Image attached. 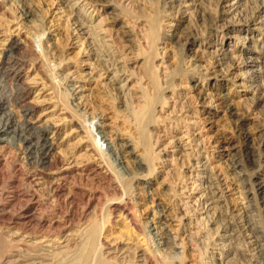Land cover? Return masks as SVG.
Wrapping results in <instances>:
<instances>
[{"label": "rangeland", "instance_id": "rangeland-1", "mask_svg": "<svg viewBox=\"0 0 264 264\" xmlns=\"http://www.w3.org/2000/svg\"><path fill=\"white\" fill-rule=\"evenodd\" d=\"M103 1L107 5H102L101 0H93V6L88 4L89 0H0V52L14 36L23 40V47L33 50L38 68L29 63L23 71L31 86L27 101L36 108L31 121L58 129L49 138L54 142L50 157L59 160L57 170H47L46 180L37 181L39 189L48 190L44 192L42 206L45 212H37L42 222L34 226L32 236L27 235L31 225L26 224L23 214L27 201L19 200L13 208L16 209H12L9 228L5 229L10 236L0 239V264L11 254L21 252L26 242L40 240L38 235L53 222H65L62 237L68 236V245L77 248L82 229L95 224L100 214L103 217L112 199L122 198L129 201L137 217L130 222V217L124 220L125 215L117 212L103 231L112 245L121 247L116 257L133 255L139 240H144L145 227L159 223L164 235L175 244L173 264H264V260L255 258L259 253L256 242L264 244V240L254 235L262 233L250 231L245 225L244 216L250 213L248 205L253 199L247 192L250 186L243 184L240 170L231 166V159L245 156L249 148L260 147L264 151V75L247 79L264 60V50L258 53L262 48L252 39L242 42L230 38L248 35L245 30L226 31L225 20L217 23V31L207 33L210 20L208 24L197 22L195 15L193 5L199 4V0H178L183 5L179 13L170 0ZM219 2L211 0L206 5L210 16L225 10ZM22 3L30 5V17L23 15ZM245 3L241 8L248 12L250 8ZM113 7L120 13L117 19L112 18ZM235 13L223 14L221 18L233 20L231 15ZM82 20L85 24L81 30L78 28ZM99 25V38L109 45L114 55L112 61L117 59L115 68L121 67L123 77L115 78L106 71L105 64H112L109 55L95 51L90 28L95 30ZM189 25L197 37L187 44L183 55L177 52L175 41ZM154 26L158 32L160 29L155 47L150 46L148 39ZM123 33L131 41L123 40ZM220 47L232 49L231 63L216 64L215 52ZM22 54L20 51L19 55ZM256 57L257 61H252ZM245 59L250 61L249 65L244 64ZM146 65L155 74H147ZM126 76L128 79L124 80ZM155 84L162 86L159 93L165 103H157L154 119L146 127L153 144L151 155L136 144L140 137L131 108L145 106L146 95H155ZM12 85L5 89L6 97H11V89L14 92L16 84ZM126 98L130 99L129 109ZM11 109L15 118L22 121L21 109L15 105ZM92 118H96L93 123ZM98 125L104 128L108 139L103 143L96 136L101 148L111 144L118 150L132 142L123 151L125 168H118L119 173L90 132ZM1 145L0 185L16 188L22 196L27 190V169L21 149ZM144 158L147 171L137 175V162ZM260 176L259 180H264V169ZM19 179L18 189L11 182ZM53 190L59 201L52 197ZM258 194L264 197V186ZM251 216L262 229L261 212L254 210ZM1 218L0 223L5 222ZM208 220L204 229L202 222ZM224 224H234L236 231L224 229ZM5 239L13 240L14 246L7 247ZM146 243H142L143 248ZM156 247L164 257L166 251L160 245Z\"/></svg>", "mask_w": 264, "mask_h": 264}, {"label": "bare ground", "instance_id": "bare-ground-1", "mask_svg": "<svg viewBox=\"0 0 264 264\" xmlns=\"http://www.w3.org/2000/svg\"><path fill=\"white\" fill-rule=\"evenodd\" d=\"M94 1H98V0H94ZM207 1L208 0H199V4L194 3L193 5L195 8V15L197 18V22L202 21L206 23L208 20H210V23L208 22L209 29L207 33L212 34L215 31H217L216 29L218 28L217 23H219V21L221 20H225L226 23L225 22L224 23H225L226 31H229L230 33H235L245 30L246 35H248V37L246 36L231 37L230 35V38H238V40L242 39L240 40L242 42H245L247 38H249L250 40L252 39L256 44H258V46H261L262 48L258 53L263 52L264 37H259V34L257 32H260L264 36V16L262 15L264 13V0H232V1L228 0L230 1L228 3H226L227 0H219L221 6L223 5V8L225 9L224 11H222L221 9V11L219 12L220 16L219 15L216 16L215 15L216 13L214 14L215 16H210L211 14L210 12L208 13V9L206 5L209 4L208 2L211 0H209L208 2ZM170 2L173 5L172 7L177 8V11L179 13L183 6L182 3L178 0H170ZM245 2H247L248 7L250 8L248 12H245L246 8L244 9L241 8L242 6L244 7V5L246 4ZM23 3L21 7L22 13L23 15L30 17L32 15V10L29 7L30 5L28 4L29 6H27L24 5ZM88 4H91L93 6V4L95 5V2H93V0L92 2L91 0H89ZM101 4L107 5V2L101 0ZM113 8L114 9L112 11L113 14L112 18L117 19L120 16V13L116 12L117 8L115 7ZM238 9L239 11L236 12V10ZM78 10L80 11V8H78ZM233 12L234 13L236 12L234 15H231L235 17L233 20H231L232 17L228 19L221 18L223 14L229 15ZM84 24L85 22L82 20V22L79 23L80 27L78 29L82 30L83 29L82 26ZM198 25L199 24H197V26ZM252 25H258V26L253 27ZM205 26L206 25L204 24V28L207 29L208 27ZM101 29L102 28H100V25L96 26L95 30L94 29L92 30L90 28V30L92 31L90 33L93 34L92 41L95 47V51L99 54L101 53L102 55H109V59L112 61L114 57L113 52L109 48V45L103 42V38L102 37L99 38L98 32H100ZM183 31L184 32L182 37L180 38L178 37L177 41H175V44H176L177 52L186 55L185 52H186L187 44L189 42H192L197 37V35L195 34V32H193L194 30L191 31L190 25ZM159 32L155 26L150 28V33L148 36L150 46L153 47L156 46V43L159 40L158 38L160 35ZM122 38L125 41L128 42L131 41L127 33H123ZM161 39L165 41L166 38L165 36H162ZM22 44H23V40L20 39L19 37H15V36L11 37L6 47H4L0 52V145L4 144L3 146H9L13 149L20 147L21 153L23 154V156L22 155L21 156L24 159L23 163L26 166V168L24 169H27V175L26 176L24 175L26 177V178L24 177V179H26L27 190H24L25 192L23 191L24 193L21 196L20 191L17 190L16 188L10 189L4 185H0V218L1 217L4 218L5 221L3 223H0V234L2 235L0 236V239L3 238V235L4 238L6 239H8V237L10 236L7 232H5V229L9 228L8 220H10L11 213H14V211L11 212L12 209L15 207V204L17 205V202L21 199L27 201V211L23 213L24 215H26L24 217V220H26L27 223L26 222L25 223L31 225L30 226L31 229L27 232V235L28 236L33 235L34 232L32 231V229L34 228V226L40 225V223L42 222V219L37 218V212L44 211V209L42 208L43 204H45L43 203L44 201L43 199L45 197L44 192L48 190L47 187H45L44 189L42 188L43 190L39 189L37 187L38 186L37 181L39 182L40 180L45 181L47 177V170H52L56 168L57 165L59 164V160L56 159L57 157L56 158L54 157L55 159L50 157L51 152L54 150V142H52L53 140L51 141L50 140L51 138H49V134L58 132V129L53 125L39 126L31 121V118L35 114L36 108L33 104L31 105L27 101L28 95L31 92V86L24 79L23 71L26 68L25 66L29 63H31L36 69L38 67L36 66V59H35L36 56L33 53V50L30 47L27 48L28 46L23 47ZM217 50L218 51L215 52V55H217L215 58L216 59L215 62L216 64H218V66H221L227 63L228 61L230 62L233 60L232 59L233 56L232 54H230L232 49L227 50L220 47ZM242 50H245V48L242 47ZM20 51H23L22 55H19ZM116 61L117 59H114L112 61V64H109V66L107 67L105 64L104 69L106 71L112 72L113 77L115 78H120L125 76L121 74L122 72H120L121 67L120 69L115 68ZM252 61L256 62L257 57L253 58ZM243 62L246 65L250 64L249 63L250 61L248 59L247 60L245 59ZM111 67H114L115 69H111ZM145 72L147 74L150 73L151 75L155 74V72L152 71L150 65H146ZM257 75H264V60L262 61V63H259L258 69L254 71V73L252 72L247 79L254 80ZM127 77L128 76L124 77V80L125 79L127 80L128 79ZM153 80L155 83L156 77L153 78ZM168 82H170V86H171L173 84L172 78H170ZM11 83H14V85L16 84L15 86L12 85L16 88L14 89V92H12L11 89V93H10L11 97L8 96L6 97L5 89L8 88V86ZM161 89H163L162 86H159V84H155V90H156L155 95L153 94L151 97L150 95H146V99H145L146 105L140 107L139 109H133V108H131L132 110L130 109L132 111L131 113L132 117L135 120L136 122L135 124L139 131L138 133L140 137V141H139L140 143L136 142V144L142 145L144 149L147 152H149L151 155H152L151 152H152L153 144L150 141L151 139L148 136L149 132L148 129H146V127H148V125H150V123H152L154 119V112L157 103H162V104L165 103V99L162 97V94L159 93ZM129 100H130L129 98H126V100L124 101L126 104L128 103L127 104L128 109L130 106ZM12 105L18 106L21 109V113H22L21 116L23 117L22 121H19L15 118L13 109H11ZM95 120L96 118H92L91 123H93ZM90 132L94 136L95 143H97L96 136L98 135L103 143H105L108 140L107 133L105 132L104 128L101 125H98L94 131H92L91 129ZM262 141L264 143L263 139ZM131 143L132 142H127L124 145H121L118 150L115 148V146L113 145L110 146L111 144L109 146L108 144H106V148L103 149L101 148V145H99L100 143L99 144L97 143V147L102 151H104L105 155L110 160V163L115 167L114 168L115 171L119 173L118 168L120 167L125 168L122 161V156L124 155L123 151H126L125 149L131 146ZM149 153H148L149 157L147 158L148 160L150 159ZM102 157H104V155H102ZM145 159L146 158H144L142 162L141 160L140 161L138 160L136 166V172H135L137 175H144V173L147 171L144 166V164L146 163L144 162L146 161ZM149 163L150 161L147 164ZM231 166L235 169L238 168V171L240 170L239 172L240 176L244 177L243 184L250 186L247 192L253 195L252 197L253 199L248 205V209L250 213L245 214L244 216L245 225L246 224L248 225L250 231H254V232L256 231L262 233L260 235L256 234L254 236L262 238L260 240H264L263 222H262L263 227L261 229L259 225L255 223L253 216H251L252 211L259 210L262 214L261 217H263L264 220V197L258 196L259 190L264 186V180L262 179H261L262 181L259 180V176L262 174V171L264 169V151L260 147L256 150H252L249 148V151L245 156L241 158L239 157L232 158ZM55 170H57V168ZM24 173L25 172H23V174ZM31 173L33 174L30 175ZM23 174L21 175L23 176ZM137 175H134L133 177ZM35 176L37 177L36 180H34L33 178ZM11 183L13 186L16 185L15 187L18 188V186H20L21 181L20 179L18 181L14 180ZM56 189H57L56 191H59L58 185L56 186ZM48 194L50 195V193ZM52 197H54V199H58L57 193L56 192L53 193ZM57 201H59V199ZM133 210L134 209L129 203V201L125 200L124 198H122L120 201H117V199L116 200L112 199L103 217H101L100 214L99 219L96 221L95 224H92V226L87 225L82 229V233L80 234V238H79L81 242L78 241L80 243L78 244L77 248L74 246L75 249H73V246L71 247V245L70 246L68 245V238H67L68 236L66 238L62 237L64 236L62 230L65 227L64 226L65 222L61 221V223H59L52 221L53 223H50L47 226V230L45 232L42 231V233L38 235L40 236V240L31 243L26 242L27 244L25 248L22 247L23 249L21 250V252L18 251L15 254H11L10 258L8 260L6 259V261H4L2 264H173L174 262H172V260L175 259V254L173 253L172 249L175 244L168 236L164 235V233L162 232L163 227H161V224L159 223L158 226L156 227H153V225H147L145 227L143 233L144 240L142 242L139 240L138 244L133 249V255H131L129 258L115 256L117 253L121 252V247L112 245L111 242L104 237L103 231L105 230V228L108 227L107 224L113 220V218L115 217L114 215L117 214V212L121 216L125 215L123 217L124 220H126L129 217H130V222L135 220L137 214L135 213V211L133 212ZM97 213H101V212H99L98 210ZM220 217L224 218L222 216ZM198 221L201 223L200 219ZM222 221H220V224L222 223ZM208 222L210 221L208 220L202 222V226L204 225L203 226L204 229L208 227ZM218 222L219 221H217V223ZM224 225H225L224 229L231 228L230 230L232 229L235 230L234 224H229V225L224 224ZM236 229L238 228L236 227ZM134 230H138V229L135 228ZM144 241H147L146 248H143L142 246V243H144ZM13 242H14L13 240L8 241L7 247H13L14 246ZM156 242H158L157 245H160L159 248H162L166 251V255L164 257L160 256L157 253L158 250L156 247L157 245H155ZM64 243L66 244L62 245ZM257 243L259 246V253L257 256H255V258L257 260L262 259L263 261L264 244L262 241L261 243L257 241L256 244ZM2 246H3L2 242L0 241V247ZM128 250L129 249H127V251ZM234 254L237 255L238 253H234Z\"/></svg>", "mask_w": 264, "mask_h": 264}]
</instances>
